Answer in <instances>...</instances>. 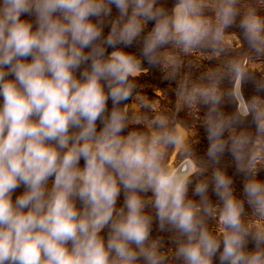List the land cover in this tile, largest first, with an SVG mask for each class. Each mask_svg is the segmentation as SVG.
I'll use <instances>...</instances> for the list:
<instances>
[{"label":"clouds","instance_id":"obj_1","mask_svg":"<svg viewBox=\"0 0 264 264\" xmlns=\"http://www.w3.org/2000/svg\"><path fill=\"white\" fill-rule=\"evenodd\" d=\"M239 4L0 0V264H264V79L237 60L180 75L234 26L264 56V16ZM153 68L177 111L206 109L204 157L140 98Z\"/></svg>","mask_w":264,"mask_h":264},{"label":"rangeland","instance_id":"obj_2","mask_svg":"<svg viewBox=\"0 0 264 264\" xmlns=\"http://www.w3.org/2000/svg\"><path fill=\"white\" fill-rule=\"evenodd\" d=\"M169 5L171 0H168ZM238 7L241 13L248 7H255L258 13L264 16V0H240ZM239 19V18H238ZM225 51L219 56L209 59L210 55L206 51H198L189 54H181L183 67L180 75L196 80L202 73L209 68H222L231 60H237L245 65L248 72L257 80L264 79V56L257 55L253 52L243 40L241 31L238 27H232L226 30L225 34ZM111 49H109L110 51ZM129 51L139 54L138 46H133ZM147 67V65H145ZM138 92L141 99L154 106L156 112L168 115L175 123L179 124L187 133L188 141L198 156L204 157L207 149L206 132L202 126L206 109L199 106L194 109L176 110V97L174 93L175 82H169L163 78V73L158 69H149L146 74L138 78ZM221 87L225 90L231 87L230 83L225 80ZM248 92L252 91L251 85L247 88ZM223 110L231 114L232 106L225 104ZM149 114H152L149 112ZM244 127H249L245 125ZM254 131V127L250 128ZM220 167H222L234 181L236 195L243 196L242 183L243 177L235 171V165L230 156L222 158ZM211 169H209L210 174ZM260 175L264 177V172ZM191 196V190L189 192ZM215 202V197H211ZM195 199H198L196 197ZM246 222H251L254 218L251 215V209L245 205Z\"/></svg>","mask_w":264,"mask_h":264}]
</instances>
